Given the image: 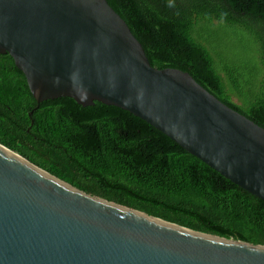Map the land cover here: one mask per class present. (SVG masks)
<instances>
[{"label":"water","instance_id":"water-1","mask_svg":"<svg viewBox=\"0 0 264 264\" xmlns=\"http://www.w3.org/2000/svg\"><path fill=\"white\" fill-rule=\"evenodd\" d=\"M0 53L34 109L58 97L120 107L264 200V127L190 73L152 66L108 0H0ZM0 264H264V244L90 194L0 143Z\"/></svg>","mask_w":264,"mask_h":264},{"label":"trees","instance_id":"trees-1","mask_svg":"<svg viewBox=\"0 0 264 264\" xmlns=\"http://www.w3.org/2000/svg\"><path fill=\"white\" fill-rule=\"evenodd\" d=\"M108 2L152 66L190 73L264 127V0ZM36 106L23 72L9 53H0L2 145L90 194L195 230L264 244V200L129 111L99 101L83 106L70 97Z\"/></svg>","mask_w":264,"mask_h":264},{"label":"rangeland","instance_id":"rangeland-1","mask_svg":"<svg viewBox=\"0 0 264 264\" xmlns=\"http://www.w3.org/2000/svg\"><path fill=\"white\" fill-rule=\"evenodd\" d=\"M233 99H234V101H237V98L236 97H234Z\"/></svg>","mask_w":264,"mask_h":264},{"label":"bare ground","instance_id":"bare-ground-1","mask_svg":"<svg viewBox=\"0 0 264 264\" xmlns=\"http://www.w3.org/2000/svg\"><path fill=\"white\" fill-rule=\"evenodd\" d=\"M19 158V157H18ZM20 159V158H19Z\"/></svg>","mask_w":264,"mask_h":264}]
</instances>
